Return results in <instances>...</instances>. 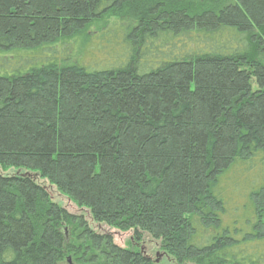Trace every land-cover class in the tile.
<instances>
[{
  "label": "trees",
  "instance_id": "16d2710c",
  "mask_svg": "<svg viewBox=\"0 0 264 264\" xmlns=\"http://www.w3.org/2000/svg\"><path fill=\"white\" fill-rule=\"evenodd\" d=\"M111 23L122 61L70 58ZM254 164L226 223L222 178ZM145 238L172 264H264V0H0V264H156Z\"/></svg>",
  "mask_w": 264,
  "mask_h": 264
},
{
  "label": "rangeland",
  "instance_id": "374dc122",
  "mask_svg": "<svg viewBox=\"0 0 264 264\" xmlns=\"http://www.w3.org/2000/svg\"><path fill=\"white\" fill-rule=\"evenodd\" d=\"M118 32V33H116ZM122 33L119 29H114V26L108 24L100 29L91 30L85 39H77L73 47V51L70 58L75 57V61L91 67V68H107L118 61L123 60L125 54L126 44L122 41ZM124 43V44H123ZM126 45V46H125ZM59 56H66L64 49L58 48ZM20 56H23L21 54ZM27 57V56H25ZM28 68V65H26ZM26 70V69H24ZM257 180V164L251 167H237L227 172L222 178V185L225 190V195L229 199V215L226 216L225 222L231 224L233 221H237L242 214L241 210H236L237 207L245 202L242 197L237 198L236 195H241L246 189ZM37 182L44 186H49L47 180L37 178ZM49 193L53 202L66 208L69 212L74 214L82 213L91 227L97 232H108L111 234L113 241L116 245L122 248L129 247L131 240L130 232H119L113 229H109L103 225H98L91 219H88V212L84 213L75 207L73 203L66 200L55 189V187H48ZM237 226L239 224H236ZM144 248V254L151 258L156 264H172L164 254L161 253L159 245L148 238H145L141 243Z\"/></svg>",
  "mask_w": 264,
  "mask_h": 264
}]
</instances>
